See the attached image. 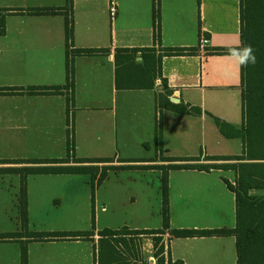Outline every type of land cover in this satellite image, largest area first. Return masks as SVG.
<instances>
[{
    "label": "crops",
    "instance_id": "crops-1",
    "mask_svg": "<svg viewBox=\"0 0 264 264\" xmlns=\"http://www.w3.org/2000/svg\"><path fill=\"white\" fill-rule=\"evenodd\" d=\"M70 1L69 8L68 0H0V10L15 12L6 17L5 33L0 36V89L22 90L16 95H0V161L65 159L67 131L71 128L74 159L139 161L95 163V166L152 168L188 164L162 162L161 157L200 158L199 164H216L220 162H207L205 158L241 154L228 151L229 141L239 139L223 137L209 116L238 129L242 124L241 67L232 62L228 54L213 52L240 46V0H159L160 46L153 44L154 0ZM111 1L116 9L114 17L109 12ZM40 9H59L62 14L16 13ZM63 13L72 16V48L102 52L73 59V88L48 95H29L26 93L29 88L66 84ZM202 39L206 42L202 43ZM166 49H194V52L166 56L163 55ZM122 50H138L132 54L135 63L132 69L143 68L150 73L139 88L116 87L117 74L124 79L122 72L131 63L124 59L127 53L117 54ZM161 80L171 93L168 98L171 104L178 105L170 101L176 98L179 104L200 108L202 114H179L169 110L167 103L158 107L157 101L163 95ZM158 126L161 154L156 151ZM68 162L67 167L81 166L72 158ZM27 167L32 165H0V168L13 169ZM119 172L110 171L96 189L93 202L90 197L98 226L100 215L111 213V216L104 215L103 229L92 228L93 237L89 241L28 243V264H98V232L162 229L147 225L146 218L151 214L150 209L157 207L162 226V172L143 171L159 181L160 193L158 199L154 196L153 208L150 193L113 191L100 195L109 176ZM223 173L219 170L168 172L169 229L163 237L169 239L172 230H231L235 227V199L223 181ZM87 177L91 184V177L85 174L28 175V219L47 209L75 214L85 196L80 188ZM4 179L13 183L7 192L11 195V189L14 191V205L19 210L20 176L0 174V181ZM229 197L231 211L227 221L224 200ZM117 213L125 216L117 218ZM143 242L152 250L148 252L146 264H156L153 241L145 239ZM145 253L143 250L142 255ZM162 256L165 262L170 259L183 264H236L235 238H173L165 245ZM0 264H20L19 244L0 243Z\"/></svg>",
    "mask_w": 264,
    "mask_h": 264
},
{
    "label": "trees",
    "instance_id": "trees-1",
    "mask_svg": "<svg viewBox=\"0 0 264 264\" xmlns=\"http://www.w3.org/2000/svg\"><path fill=\"white\" fill-rule=\"evenodd\" d=\"M71 1L68 0L70 8ZM10 10H0V36L5 33V19L8 15L14 14ZM27 15H56L62 14L59 9H40L29 10L27 12H16ZM153 44L160 46V4L159 0L153 2ZM65 17V72L66 84L63 87H33L27 89L29 95H48L59 93L62 90L73 88V59L76 56H87L102 51L96 50H74L73 47V20L68 13H63ZM206 38V37H205ZM250 45L254 50L256 57L255 63L247 67H241V115L242 124L240 129L226 124L218 118L209 115L219 133L228 139H239L241 141V154L231 157H206L207 162H225L224 164H199L200 158L173 159L160 158L162 162H188L184 165H168L156 167H138L140 169H155L162 172L161 176V218L162 229L146 231H128L122 229L129 237L151 236L154 257L157 259L156 264H183L181 261L172 262L170 259L165 262L163 247L159 246L161 236L169 229V206H168V172L172 170H197L210 172L211 170L233 171L236 176L235 186L224 182L227 189L233 193L235 199V227L231 230H172V238H191V237H212V236H233L235 238L236 264H264V197L251 196V191L264 190V0H240V46ZM138 50H122L118 53H127L124 57L126 61L131 62L126 65L123 78L116 80L118 89H135L141 87V82L148 71L141 68L137 71L138 78L134 80L133 67L134 56ZM152 51V50H142ZM194 49H166L163 55H189L193 54ZM215 54H228V50H213ZM118 56V55H117ZM119 59L116 57V64ZM128 73V74H127ZM154 73V77H155ZM160 87L163 90L157 101V106L167 103L168 109L185 115L200 116V108L185 105L183 103L173 105L168 98L171 93L167 90L163 80L160 81ZM21 89L1 88L0 95H16L21 93ZM159 126L156 130V151L162 153ZM144 147H147L144 145ZM73 130L67 131V157L62 160H29L27 162L0 161V165L9 164H30L32 167L13 169L0 168V174H18L20 176V193H19V231L16 233L0 234V243L15 242L20 248V264H28V243H44L58 241H89L93 237L92 232H47L35 233L28 231V214H27V194H26V177L32 174H85L91 177V201L94 200L95 189L106 179L110 171H121L135 168V166H103L99 168L94 166L95 163H136L135 160H110V159H93L79 160L74 159ZM70 158L75 163L81 164L79 167H67ZM233 162V164H226ZM88 164V165H87ZM94 229V228H93ZM121 231V230H120ZM120 231L104 229L98 232L99 252L97 257L98 264H118L122 261L119 247L123 243L126 252L132 253V246H135L134 240H120ZM124 237V236H123ZM125 257V255H123ZM132 264H138L140 257L133 255ZM146 264V263H145Z\"/></svg>",
    "mask_w": 264,
    "mask_h": 264
},
{
    "label": "rangeland",
    "instance_id": "rangeland-1",
    "mask_svg": "<svg viewBox=\"0 0 264 264\" xmlns=\"http://www.w3.org/2000/svg\"><path fill=\"white\" fill-rule=\"evenodd\" d=\"M134 80L138 78V74L136 70H133ZM147 77V76H146ZM229 149L232 154H238L241 153V145L240 141L236 140L234 142L229 143ZM212 147V146H211ZM210 149V148H209ZM117 155V153H116ZM118 156V155H117ZM225 162H220L216 164H224ZM226 164H233V162H226ZM95 166V165H94ZM99 167H102L104 165H98ZM148 169H140L138 167L130 168L121 170V172L117 174H112L109 176L108 182L105 184L104 188L100 189V195L105 194V192H121L126 194H132L136 193L143 194V193H150L151 202H152V208L154 203V196L158 199L159 197V181L156 176L149 175L147 173H144L143 171ZM223 171V176L225 179H223L224 182H227L231 186H235L236 176L233 171H225V170H219ZM102 184V183H101ZM10 186H13V183H10L6 179L3 181H0V234L2 233H16L19 231L20 225H19V210L16 208L15 200H14V191L11 189V195H8L7 189L9 190ZM100 187V186H99ZM97 189V188H96ZM95 189V191H96ZM80 190L82 193H85V196L83 195L82 201H81V207L80 209L75 212V214L69 215L65 212H59L54 209H47L44 213L40 215H31L28 219V231L29 232H35V233H47V232H61V231H78V232H91L94 231V229H103L101 225L105 224L104 215L111 216L110 211L106 214L100 215L99 218V225H97V214L95 212L93 213V210L91 208V202L90 197L92 194V188L90 184V179L87 177L85 182L81 184ZM251 196L255 197H264V190L260 191H251ZM230 197L229 199L224 200V207H225V214H227V218H225L227 221L229 219V212L231 211V205H230ZM136 209V208H135ZM156 209H150V215L146 216V218L149 220L150 227H162L160 223V216L159 213L156 212ZM156 212V213H155ZM97 213V212H96ZM118 214V213H117ZM125 214H118L117 218L124 217ZM120 240H134L135 246H132V253L126 252V249L121 244V247H119V251L121 252L120 258L122 259L121 262L118 264H132V257L133 255L140 257L138 264H145L147 263V257L149 256L151 252V247L147 242H143L145 239H151V236H133L129 237L125 234V231L121 230L119 232ZM164 235V234H163ZM161 236V242L159 243V246L163 247V252H165V245L168 243L169 240L173 239L172 237L165 238ZM124 236V237H123ZM18 244V243H17ZM147 244V245H146ZM143 248V249H142ZM14 249V247H13ZM18 249V248H17ZM16 250V249H15ZM143 250L145 255L143 254ZM155 254V250L153 248V255ZM125 255V257H123Z\"/></svg>",
    "mask_w": 264,
    "mask_h": 264
},
{
    "label": "clouds",
    "instance_id": "clouds-1",
    "mask_svg": "<svg viewBox=\"0 0 264 264\" xmlns=\"http://www.w3.org/2000/svg\"><path fill=\"white\" fill-rule=\"evenodd\" d=\"M228 56L239 67H247L249 64L255 63L256 60L254 50L250 45L231 47L228 50Z\"/></svg>",
    "mask_w": 264,
    "mask_h": 264
},
{
    "label": "built area",
    "instance_id": "built-area-1",
    "mask_svg": "<svg viewBox=\"0 0 264 264\" xmlns=\"http://www.w3.org/2000/svg\"><path fill=\"white\" fill-rule=\"evenodd\" d=\"M109 12H110V16H111V17H114L115 12H116V9H115V4H114L113 1H111V3H110V9H109ZM203 42H206V41H204V39H202V43H203ZM151 262L154 263V262H153V259L151 260Z\"/></svg>",
    "mask_w": 264,
    "mask_h": 264
},
{
    "label": "water",
    "instance_id": "water-1",
    "mask_svg": "<svg viewBox=\"0 0 264 264\" xmlns=\"http://www.w3.org/2000/svg\"><path fill=\"white\" fill-rule=\"evenodd\" d=\"M170 101L174 104H179V100L176 98H170Z\"/></svg>",
    "mask_w": 264,
    "mask_h": 264
}]
</instances>
